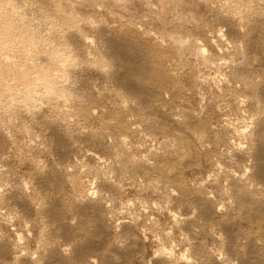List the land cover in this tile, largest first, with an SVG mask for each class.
<instances>
[{
	"label": "rangeland",
	"instance_id": "1",
	"mask_svg": "<svg viewBox=\"0 0 264 264\" xmlns=\"http://www.w3.org/2000/svg\"><path fill=\"white\" fill-rule=\"evenodd\" d=\"M0 4V57L59 80L0 91V264H264L236 153L264 115V0Z\"/></svg>",
	"mask_w": 264,
	"mask_h": 264
},
{
	"label": "bare ground",
	"instance_id": "2",
	"mask_svg": "<svg viewBox=\"0 0 264 264\" xmlns=\"http://www.w3.org/2000/svg\"><path fill=\"white\" fill-rule=\"evenodd\" d=\"M57 1V0H56ZM62 1V0H61ZM0 6L2 7L3 5L2 4H0ZM7 7V6H6ZM3 8V7H2ZM1 9V8H0ZM11 9H13V7L11 8ZM7 10V9H6ZM14 11L16 12V10L14 9ZM4 12H6V11H4ZM10 12H11V10H10ZM9 12V13H10ZM1 13H3V12H1ZM9 13H6L7 15H10ZM6 14H4L3 16H5ZM13 14H14V12H13ZM16 16V15H15ZM7 17V16H6ZM10 18V17H9ZM214 18V17H213ZM11 19V18H10ZM8 20V19H7ZM3 20H1V22H2ZM6 20H4V22H0V29H5L4 31H3V34H2V36H6V35H4V32H6L8 29L7 28H11V24H10V22H8V21H6ZM17 21V20H16ZM7 22H8V24H7ZM6 23V24H5ZM10 25V26H9ZM20 27H22V26H20ZM19 27V28H20ZM25 27V26H24ZM210 27H208V29H209ZM16 29V28H15ZM18 30V29H17ZM11 31V29L9 30V32ZM209 31V30H208ZM208 31H204L203 30V32H201L202 33V35H204V36H208L209 35V33L210 32H208ZM0 32L2 33V30H0ZM23 33V32H22ZM200 34V33H199ZM220 34H221V32H220ZM219 34V35H220ZM19 35V34H18ZM23 35V34H22ZM216 35H217V33H216ZM218 36V35H217ZM216 36V37H217ZM221 36H222V34H221ZM218 36V41L219 42H221V40L222 39H224V38H222V37H224V36ZM7 37V36H6ZM203 37V36H202ZM215 37V38H216ZM221 37V38H220ZM16 38V37H15ZM207 38V37H206ZM208 38H209V36H208ZM3 39L1 38V41H2ZM5 40V39H4ZM32 40V39H31ZM30 40V41H31ZM210 40H211V38H210ZM206 41V40H205ZM38 42V41H37ZM198 42V41H197ZM24 43V42H23ZM31 43V42H30ZM221 43H223V40H222V42ZM224 43H226V42H224ZM0 44H2V43H0ZM214 44V45H213ZM7 45V44H6ZM213 45V46H212ZM212 45L210 46L211 48H213L214 50H221V48L224 46L223 44H221V45H223L220 49H219V47L218 46H220V45H218L217 44V46H216V44H215V42L214 43H212ZM3 46H4V41H3ZM2 45L0 46L1 48L3 47ZM15 46V45H14ZM22 47V46H21ZM195 47H198L199 48V50H200V52H199V54L200 55H203L206 51H205V46H203V45H200L199 43H196L195 42ZM0 48V49H1ZM35 48V47H34ZM198 48H196V49H198ZM3 49V48H2ZM19 49V48H18ZM23 49V48H22ZM27 48H24V51H21V52H24L25 53V56H26V58L27 59H33V56H31L32 55V53L30 54V53H27L26 50ZM36 50V49H35ZM8 51V50H7ZM48 52V51H47ZM51 53V52H50ZM3 54V53H2ZM205 55V54H204ZM2 56V55H1ZM35 56V55H34ZM3 57V56H2ZM5 58H7V57H5L4 56V59L3 58H1L0 57V91L2 92H7V93H10L11 95H13V96H16L17 95V90H18V84H22L23 85V83H26V82H28V84H32L33 82H34V84L35 83H37L36 84V86L39 84V85H42V87H44V88H46L47 89V86L49 87H51V89H53L54 87H56L58 84V82H59V80H58V78H57V76L58 75H56V74H58V73H55V71L54 70H50V69H48V68H45V67H43V66H36V64L35 63H29L31 60H28V61H26V63H23V64H25V65H23V64H18V63H16V62H9V61H6V60H8V58L7 59H5ZM49 58V57H48ZM205 58V57H204ZM15 59V58H14ZM27 59H25V60H27ZM206 60V59H205ZM25 62V61H24ZM28 62V63H27ZM35 64V65H34ZM23 67V68H22ZM26 69H25V68ZM29 67H30V69L31 68H33V70H35L34 71V74L33 73H31L32 72V70H30L29 69ZM233 70H235V72H237L236 71V68H234ZM232 70V71H233ZM238 70V69H237ZM241 70H246V68L245 67H243V69H241ZM59 71V70H58ZM239 72V71H238ZM231 74L230 75H228V77L229 78H232V76H233V74H232V72H230ZM32 76L33 75V82L32 81H29V78H28V76ZM3 80V81H2ZM35 80V81H34ZM7 82V83H6ZM17 82V83H16ZM30 82H32V83H30ZM16 83V84H15ZM27 84V83H26ZM27 84V85H28ZM20 86V85H19ZM256 86H257V88H259L260 90H262V91H264V84L263 83H260V82H257V84H256ZM49 87V88H50ZM15 88H16V92H14L13 90H15ZM48 88V89H49ZM2 89V90H1ZM58 89V88H57ZM56 89V90H57ZM30 91V90H29ZM4 93V94H5ZM6 93V94H7ZM1 94H3V93H1ZM12 96V97H13ZM27 107V106H26ZM255 121V122H254ZM253 122H254V124L256 125L252 130H248L249 128H247V129H244V130H241V135H242V137L244 136V138H245V140H246V143H247V145H248V148L246 149V150H242L241 149V147H238V148H236V153H237V155L238 156H241L243 159H245V160H249V162H253V165H252V168L254 169V172H256L255 173V175L256 176H258L259 177V179L261 180V182L262 181H264V147H263V144H262V142H261V140H260V138H259V133H261V132H263V135H264V115H262V116H259V117H256V119L255 120H253ZM244 140V141H245ZM245 143V144H246ZM253 187V189L254 190H249L250 192H247L248 194H250V193H253V192H255V194L256 193H259L260 195H262V198L261 199H259L261 202H264V185H259V184H257V187H254V186H252ZM11 192H13L12 190L10 191V193ZM246 193V195H248ZM9 194V193H8ZM13 198V195H7L5 198H4V200L5 201H7V199H12ZM248 198H251L252 199V197H250V196H246V197H241L240 199H239V201L237 202V201H234V203H233V206H231V207H234L233 208V210H236V207H237V205L239 204L243 209H246V211L247 212H249L250 211V209L247 207L248 206ZM15 199H17L16 197H15ZM14 199V200H15ZM16 201V200H15ZM17 203H18V201H16ZM16 204V203H15ZM232 204V203H231ZM17 205V204H16ZM253 211V210H252ZM251 213H254L255 215H256V220H257V222L259 223V224H263L264 223V219H263V211H260V212H251ZM263 226V225H262Z\"/></svg>",
	"mask_w": 264,
	"mask_h": 264
}]
</instances>
